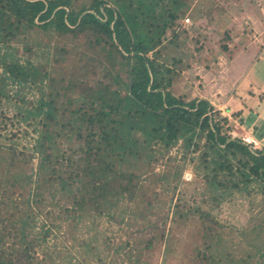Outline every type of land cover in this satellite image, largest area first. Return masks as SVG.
Wrapping results in <instances>:
<instances>
[{
    "label": "trees",
    "instance_id": "16d2710c",
    "mask_svg": "<svg viewBox=\"0 0 264 264\" xmlns=\"http://www.w3.org/2000/svg\"><path fill=\"white\" fill-rule=\"evenodd\" d=\"M75 1L0 0V108L8 102L15 107L14 117L7 119L0 109V130L5 133L0 135L6 137L13 119L34 126L38 136L31 149L39 157L37 171L54 175L45 184L53 186L51 181L57 179L51 197L44 196L43 182L37 179L32 185L31 172L25 174L18 166L23 153L15 145L0 143V170H6L0 171V185L14 188L30 183L22 204L25 210L15 208L11 200L5 205L11 217L6 220L0 214V264H73L59 239V234H66V216L41 215L47 202L59 203L65 196L78 209L72 226L78 248L76 264L93 256L105 264V249L97 246L101 234L91 233L97 222L83 213L84 206L93 203L95 219L111 216L108 220L112 221L114 206L126 199L134 201L147 178L141 168L154 159L153 145L168 149L180 140L185 150H193L204 136L201 162L208 197L221 202L235 193L251 195L256 189L264 200V150H252L240 139L221 134L222 125L214 120L216 111L210 101H185L174 95L173 69L148 55L157 52L166 29L184 16L185 1ZM64 38L78 46L71 68L65 65V55L71 51L61 44ZM81 45L88 51L82 52ZM21 49L25 56H18ZM25 86L38 90L34 101L19 95ZM222 119L227 122L226 117ZM261 130L256 133L259 138L264 134ZM74 139V150L82 154L76 159L74 151L66 154L60 147L65 141L72 147ZM63 206L60 203L59 208L67 210ZM128 206L117 214L124 225H129L125 222L128 212L137 222V212L131 213ZM179 208L177 202L172 217L190 211ZM139 217L146 218V214L141 212ZM84 227L87 236L83 238ZM263 228L264 208L258 222L242 233L255 249L249 256L253 264H264ZM109 238H103L104 243L114 250L115 258L107 264H117L119 259L118 264L125 260L138 263L139 255L132 258V252L125 250L129 242L112 245ZM209 238L219 239V235ZM210 242L209 247H214L216 241ZM220 254L210 251L208 263L219 264ZM237 262L228 254L226 263Z\"/></svg>",
    "mask_w": 264,
    "mask_h": 264
},
{
    "label": "rangeland",
    "instance_id": "374dc122",
    "mask_svg": "<svg viewBox=\"0 0 264 264\" xmlns=\"http://www.w3.org/2000/svg\"><path fill=\"white\" fill-rule=\"evenodd\" d=\"M81 1L88 0L75 2ZM184 1L187 8L184 16L166 29L161 44L155 48L157 52L148 55L173 69L170 78L171 91L174 95L182 97L185 101L194 98L209 100L216 111L214 120L220 121L222 125L221 134L237 138L238 135L243 134V130L239 131L235 127H240L238 125L241 119L236 111L242 107V104L238 103L236 107L235 101H242L248 105V102L252 101V95L255 98L253 100H258L257 97L264 91L263 73L260 72L261 75L252 86L248 84L250 78L248 72L245 79L248 82L233 75L240 65L249 68L255 64L259 55L264 59V0ZM73 42L80 44L76 39H73ZM63 43L71 51L65 55V65L71 68L72 60L77 59L75 50L78 46L72 45V41L68 38H64L61 44ZM80 49L82 52L88 51L82 45ZM18 56H25L22 49L18 52ZM233 65L235 70L232 68ZM256 65L259 68L258 64ZM257 68H252L254 70L252 73L256 72L259 75ZM260 68L264 71V62ZM252 91L255 93L251 94ZM18 93L27 102L34 101L39 95L35 86L20 87ZM0 109L6 119L14 117L15 107L9 102L7 106L4 103ZM223 117L227 118V122H224ZM13 122V125L8 122L6 137L3 135L4 131L0 130V133H3L0 135V143L15 145L24 155L21 160L31 156L29 162L20 160L18 164L25 174L31 172V177L35 178L31 184L36 183L37 179L41 180L40 183L48 178L55 179L54 175L48 176L45 172L37 171L39 157L31 148L38 131H34V126H29L28 123H17L16 119H13ZM0 124L2 127L3 123ZM260 128L254 131L250 128L246 132H251L260 140L262 147L257 151L261 152L264 150V141L256 135ZM62 141L64 142L63 139ZM204 143L203 136L199 141V147L193 150H185L180 140L168 149H163L160 144L153 145L154 159L151 158V163L148 165L146 162L143 163L141 168V172H146L147 178H144L134 201L126 199L125 202L114 206L116 216L112 221L108 220L111 216L95 219L96 207L93 203L84 206L83 213L91 222H97L96 230L91 233L98 231L101 234L97 246L100 244L105 249L102 256L107 255V257L103 258V263L107 264L111 257L112 260L115 258L114 250L107 248L104 243L106 240L103 239L110 237L109 242H112V245L129 242L130 245L125 250L132 252V258L139 255L137 264H209L207 256L210 251L221 253L217 262L219 264H228L226 263L228 254L238 261L236 264H253V257L249 256L254 254L255 249L245 242L242 233L258 222L264 208L263 195L255 189L250 191L251 195L239 196L235 193L221 202L208 197V184L203 175L204 164L201 162L203 153L201 147ZM71 144L72 147L65 141L60 147H63L66 154L74 151V158L82 155L78 148L77 151L74 150L77 146L75 139ZM0 171L6 170L3 168ZM72 173L77 172L72 171ZM46 183H42L47 189L44 196L48 194L51 197L57 179L51 181L53 186L47 181ZM28 184L30 185L28 182L21 187L16 185L14 188L10 185L6 187L0 185V214L3 215V219L8 220L11 217V211L5 207L11 200L15 203L13 205L15 208L25 210L22 204L28 197L25 192ZM175 185L178 186L177 189H173ZM59 201V203L47 202L46 206H43L44 211H41V215L66 216L64 223L66 234H59V239L63 241V253L66 252L71 262L76 264L78 248L73 241L75 230L72 226L78 209L71 204V199L67 196ZM177 202L180 205L178 210L190 211L182 217L177 215L172 217V209ZM60 203H63L67 210L59 208ZM126 206L130 207L131 213L137 212V222H134V218L128 212L129 218L125 215L127 218L125 222L129 225L119 223L118 210H124ZM33 209L36 211L35 206ZM141 212L146 214V218L139 217ZM201 214L204 216L201 217ZM86 231L84 227L81 234L83 238L87 236ZM214 233L219 235V239L209 238V235ZM260 235L264 240V228ZM210 240L216 241L212 248L209 247ZM93 243L96 245V241ZM83 262L102 264L96 261L94 256L90 257L88 262ZM119 262L120 259L116 261L117 264ZM123 264L132 263L125 260Z\"/></svg>",
    "mask_w": 264,
    "mask_h": 264
},
{
    "label": "crops",
    "instance_id": "0c3cea01",
    "mask_svg": "<svg viewBox=\"0 0 264 264\" xmlns=\"http://www.w3.org/2000/svg\"><path fill=\"white\" fill-rule=\"evenodd\" d=\"M259 56L256 58L255 64L251 65L249 68L248 67L246 68V66L241 67V65H240V67L237 68L236 71H234L233 75L236 76L240 80H242V78H243L244 82H246L247 80H245V79H246L247 72H248V76L250 75V78L248 80L249 82L248 81L247 82L249 85L252 86V84L256 83V81L258 80V77L261 75L260 74V72H261V73H263L262 80L264 81V71L261 70V68H260L262 65V62H264V59H262V56H260V57ZM256 64H258L259 68H257ZM232 68L235 70L234 65L232 66ZM252 68H257L259 70V75L256 74V72L252 73L254 71V70H252ZM263 90H264V88H263ZM250 93L254 94L255 92L252 91ZM251 97H252L251 98L252 101L250 103L248 102V105H246V103H244L242 101H239V102L235 101L236 107H237L238 103L242 104V107L236 111L239 114V117H240L239 119H241L240 123L238 125L240 127H237V126H235V127L237 129H239V131L243 130V132H242L243 134L246 132V130H248V129L250 130V128L254 131L256 129L258 130L261 126L264 127V91L260 94L259 97H257L258 100H253V99H255L254 95H252ZM260 97H263V99H260ZM243 103H244V106H243ZM234 131H235V129H234ZM260 139H262L264 141V134L262 137H260Z\"/></svg>",
    "mask_w": 264,
    "mask_h": 264
},
{
    "label": "built area",
    "instance_id": "2783aa9c",
    "mask_svg": "<svg viewBox=\"0 0 264 264\" xmlns=\"http://www.w3.org/2000/svg\"><path fill=\"white\" fill-rule=\"evenodd\" d=\"M237 138L240 139L243 143L247 144L252 150H258L262 147L260 140L251 132L240 134Z\"/></svg>",
    "mask_w": 264,
    "mask_h": 264
}]
</instances>
